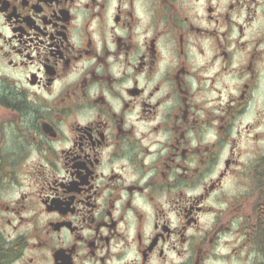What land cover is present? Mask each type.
<instances>
[{
    "label": "flooded vegetation",
    "instance_id": "flooded-vegetation-1",
    "mask_svg": "<svg viewBox=\"0 0 264 264\" xmlns=\"http://www.w3.org/2000/svg\"><path fill=\"white\" fill-rule=\"evenodd\" d=\"M0 264H264V0H0Z\"/></svg>",
    "mask_w": 264,
    "mask_h": 264
}]
</instances>
